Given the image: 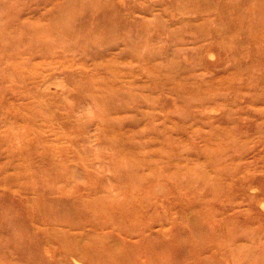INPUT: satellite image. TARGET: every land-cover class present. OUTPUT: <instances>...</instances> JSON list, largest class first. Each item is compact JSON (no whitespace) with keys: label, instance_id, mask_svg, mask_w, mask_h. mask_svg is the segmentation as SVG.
I'll return each mask as SVG.
<instances>
[{"label":"rangeland","instance_id":"obj_1","mask_svg":"<svg viewBox=\"0 0 264 264\" xmlns=\"http://www.w3.org/2000/svg\"><path fill=\"white\" fill-rule=\"evenodd\" d=\"M0 264H264V0H0Z\"/></svg>","mask_w":264,"mask_h":264}]
</instances>
